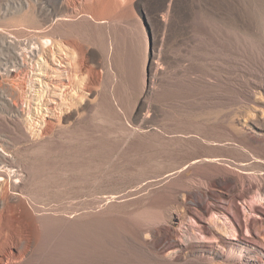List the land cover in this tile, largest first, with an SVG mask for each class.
I'll use <instances>...</instances> for the list:
<instances>
[{
    "label": "rangeland",
    "instance_id": "rangeland-1",
    "mask_svg": "<svg viewBox=\"0 0 264 264\" xmlns=\"http://www.w3.org/2000/svg\"><path fill=\"white\" fill-rule=\"evenodd\" d=\"M68 1L0 0V254L262 264L264 0Z\"/></svg>",
    "mask_w": 264,
    "mask_h": 264
},
{
    "label": "bare ground",
    "instance_id": "bare-ground-1",
    "mask_svg": "<svg viewBox=\"0 0 264 264\" xmlns=\"http://www.w3.org/2000/svg\"><path fill=\"white\" fill-rule=\"evenodd\" d=\"M68 1V0H67ZM71 1V2H69ZM68 1V6H67V12L69 15H73V14H80V13H85L86 10L88 9L89 7V4L90 3H94V4H105L108 0H69ZM111 1V0H109ZM170 6H171V0H169V3H168V6H167V16H168V13L170 11ZM40 47H45L47 46L49 43L48 40H43L41 39L40 41ZM26 47H27V52L30 56H34L36 54H38V50H39V46L33 42V41H29L26 43ZM27 54V53H26ZM8 172L7 173H1L0 171V187L3 188V185L4 183L8 180V179H12L13 180V183L16 184L17 182H20V173L16 170H14L12 167H8L7 168ZM7 178V179H6ZM3 192L2 194H0V219L2 217H6V214L8 213H11L13 216H14V221H15V224H23L24 223V214L25 213L23 211V209H21V207L17 208H13L11 210H8L6 209V206L8 204V199L10 201H12V198L8 197L6 194H7V191L5 188H3ZM18 201H20L21 199L20 198H14ZM24 207V206H22ZM26 208V207H25ZM251 211H252V215L255 216V217H258V218H261V217H264V207H261V206H256V205H253L251 206ZM33 215V213L31 214V216ZM2 226V225H1ZM198 226V225H197ZM9 225L8 226H4L2 227V229L0 230L1 232H5V231H8L9 230ZM199 228L205 233L209 231V228L208 226L204 225V224H199ZM206 233V234H207ZM28 234V233H27ZM205 236V235H204ZM209 240V239H207ZM263 241H264V238H263ZM5 245V244H3ZM208 248V247H207ZM4 251V250H3ZM24 256L21 254V256L19 257L20 259H22ZM25 259V258H24ZM10 258L7 254H0V264H9L10 262ZM264 264V257H263V261H262Z\"/></svg>",
    "mask_w": 264,
    "mask_h": 264
}]
</instances>
